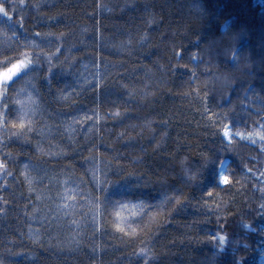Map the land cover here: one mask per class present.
I'll use <instances>...</instances> for the list:
<instances>
[{
	"label": "trees",
	"instance_id": "obj_1",
	"mask_svg": "<svg viewBox=\"0 0 264 264\" xmlns=\"http://www.w3.org/2000/svg\"><path fill=\"white\" fill-rule=\"evenodd\" d=\"M0 4V264H264V0Z\"/></svg>",
	"mask_w": 264,
	"mask_h": 264
},
{
	"label": "snow or ice",
	"instance_id": "obj_2",
	"mask_svg": "<svg viewBox=\"0 0 264 264\" xmlns=\"http://www.w3.org/2000/svg\"><path fill=\"white\" fill-rule=\"evenodd\" d=\"M0 12H3L5 16L8 15V13L4 11V6L2 4H0ZM27 63H29V62L26 61V60H18L16 62V64L13 65V70H17L18 68L19 69H23ZM27 71H30V69H28ZM10 74H11V72H9L8 75H10ZM8 75H5V77H4L5 80L8 79ZM18 118L20 119L21 123L19 125L13 124L12 127H14V128L15 127L22 128L24 126L25 120L26 119L30 120V118L26 115V113L24 112L23 109L18 114ZM4 120H5V116H4V114L2 112H0V123H3ZM29 130H31V129H29ZM256 134L259 135V133H256ZM237 135H239V133H237ZM249 135H252V134L250 133ZM225 136H227V132H225ZM37 150L38 151L40 150L39 146L37 147ZM221 163H222V161H221ZM27 167L28 166H25V168H27ZM0 170H4V164H3V162H0ZM26 179H27V177H26ZM219 180H220L221 183H225V182L228 181V176L222 174V175H220ZM68 191H69L68 189H64L65 196L62 197V199H65V200L70 199V197H67V192ZM37 199H39V196L37 197ZM65 206H67V205H65ZM133 214H135V213H133ZM117 215H119V213H117ZM117 227L119 228L120 225L117 224ZM133 231H135V229H133ZM223 240H224V238L221 237V243H223ZM138 251L143 252L144 249H138Z\"/></svg>",
	"mask_w": 264,
	"mask_h": 264
},
{
	"label": "rangeland",
	"instance_id": "obj_3",
	"mask_svg": "<svg viewBox=\"0 0 264 264\" xmlns=\"http://www.w3.org/2000/svg\"><path fill=\"white\" fill-rule=\"evenodd\" d=\"M22 60H24V59H22ZM15 64H16V62L14 64H12L10 67H8L7 69L3 70V72H0V99L2 97L4 85H7L10 82H12L14 79L18 78L28 67V63H27L23 69L18 68L17 70H13V65H15ZM9 72H11L10 75H8ZM5 75H8L7 80L4 79ZM226 132H227V136H225V133H224V138L226 141H229L230 135H229L228 131H226ZM220 175H222V172H221V174H219V177H220ZM223 175H224V173H223ZM219 184L224 185L225 183H221L219 180Z\"/></svg>",
	"mask_w": 264,
	"mask_h": 264
},
{
	"label": "clouds",
	"instance_id": "obj_4",
	"mask_svg": "<svg viewBox=\"0 0 264 264\" xmlns=\"http://www.w3.org/2000/svg\"><path fill=\"white\" fill-rule=\"evenodd\" d=\"M226 23V22H225ZM223 27V26H222Z\"/></svg>",
	"mask_w": 264,
	"mask_h": 264
}]
</instances>
